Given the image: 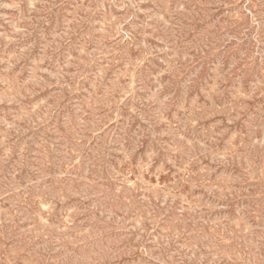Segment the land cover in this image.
Masks as SVG:
<instances>
[{"label": "rangeland", "instance_id": "rangeland-1", "mask_svg": "<svg viewBox=\"0 0 264 264\" xmlns=\"http://www.w3.org/2000/svg\"><path fill=\"white\" fill-rule=\"evenodd\" d=\"M35 1L0 0V264H264V0Z\"/></svg>", "mask_w": 264, "mask_h": 264}, {"label": "bare ground", "instance_id": "bare-ground-1", "mask_svg": "<svg viewBox=\"0 0 264 264\" xmlns=\"http://www.w3.org/2000/svg\"><path fill=\"white\" fill-rule=\"evenodd\" d=\"M34 1H35V0H34ZM89 1H90V0H89ZM92 1H93V0H92ZM109 1H110V0H109ZM109 1H108V2H109ZM168 1H169V0H168ZM18 2H19V1H18ZM35 2H36V1H35ZM39 2H40V1H39ZM75 2H76V1H75ZM87 2H88V1H87ZM104 2H105V1H104ZM104 2H102V4H103ZM106 2H107V1H106ZM108 2H107V4H108ZM135 2H136V1H135ZM164 2H165V1H164ZM169 2H170V1H169ZM15 3H17V2H15ZM15 3H14V4H15ZM73 3H74V2H73ZM77 3H78V1H77ZM81 3H82V2H81ZM83 3H84V2H83ZM90 3H91V2H90ZM90 3H89V4H90ZM111 3H112V2H111ZM251 3H252V2H251ZM33 4H34V2H33ZM78 4H79V3H78ZM102 4H101V5H102ZM167 4H168V3H167ZM169 4H170V3H169ZM87 5H88V4H87ZM94 5H95V4H94ZM104 5H105V4H104ZM35 6H36V5H35ZM112 6H113V5H112ZM165 6H167V5H165ZM168 6H170V5H168ZM18 7H19V6H18ZM79 7H80V6H79ZM79 7H78V8H79ZM81 7H82V6H81ZM91 7H92V6H91ZM108 7H109V6H108ZM75 8H76V7H75ZM78 8H77V10H78ZM82 8H83V7H82ZM86 8H87V7H86ZM109 8L111 9V6H110ZM112 8H114V7H112ZM166 8H167V7H166ZM91 9L93 10V8H91ZM91 9H90V10H91ZM99 9H100V8H99ZM239 9H241V8H239ZM239 9H238V10H239ZM80 10H82V9L80 8ZM114 10H115V9H114ZM67 11H68V10H67ZM75 11H76V9H75ZM240 11H242V10H240ZM250 11H251V10H250ZM69 12H70V11H69ZM72 12H73V11H72ZM76 12H77V11H76ZM169 12H170V11H169ZM104 13H105V12H104ZM23 14H24V13H23ZM67 14H68V13H67ZM81 14H82V13H81ZM254 14H255V13H254ZM21 15H22V14H21ZM24 15H25V14H24ZM77 15H78V14H77ZM118 15H120V14H118ZM105 16H106V15H105ZM115 16H116V15H115ZM242 16H243V14H242ZM20 17H21V16H19V18H20ZM21 18H23V16H22ZM71 18H72V17H71ZM108 18H109V17H108ZM115 18H116V17H115ZM80 19H81V18H80ZM82 19H83V18H82ZM164 19H165V18H164ZM26 20H27V19H26ZM72 20H73V19H72ZM74 20L77 21V19H74ZM113 20H114V19H113ZM242 20H243V19H242ZM244 20H245V19H244ZM244 20H243V21H244ZM19 21H20V20H19ZM78 21H79V20H78ZM105 21H106V20H105ZM119 21H120V19H119ZM235 21H236V20H235ZM237 21H238V20H237ZM20 22H21V21H20ZM20 22H19V23H20ZM69 22H70V21H69ZM72 22H73V21H72ZM114 22H115V21H114ZM226 22H228V21H226ZM12 23H13V22H12ZM14 23H15V22H14ZM102 23H103V22H102ZM102 23H101V24H102ZM104 23H105V22H104ZM116 23H117V22H116ZM26 24H27V23H26ZM67 24H68V22H67ZM111 24H112V22H111ZM226 24H227V23H226ZM29 25H30V24H29ZM99 25H100V24H99ZM104 25H105V24H104ZM119 25H120V24H119ZM122 25H123V24H122ZM133 26H134V25H133ZM15 27H16V26H15ZM15 27H14V28H15ZM27 27H28V25H27ZM68 27H70V25H69ZM135 27H136V26H135ZM23 28H24V27H23ZM4 29H5V28H4ZM12 29H13V25H12ZM24 29H25V28H24ZM71 29H72V27H71ZM103 29H104V28H103ZM26 30H27V29H26ZM26 30H25V31H26ZM68 30H70V29H68ZM130 30H132V29H130ZM13 31H15V30H13ZM16 31H17V29H16ZM20 31H21V30H20ZM98 31H99V30H98ZM116 31H117V30H116ZM10 32H11V30H10ZM67 32H68V31H67ZM105 32H106V31H105ZM112 32H113V31H112ZM133 32H134V31H133ZM14 33H15V32H14ZM19 33H20V32H19ZM21 33H22V32H21ZM23 33H24V32H23ZM68 33H69V32H68ZM115 33H116V32H115ZM125 33H126V32H125ZM134 33H135V32H134ZM139 33H140V32H139ZM15 34H16V33H15ZM100 34H101V33H100ZM106 34H108V32H107ZM143 34H144V33H143ZM5 35H6V34H5ZM10 35H11V34H10ZM86 35H87V34H86ZM88 35H89V33H88ZM101 35H102V34H101ZM112 35H113V34H112ZM120 35H121V34H120ZM133 35H134V34H133ZM118 36H119V34H118ZM127 36H128V35H127ZM90 37H91V36H90ZM101 37H103V36H101ZM104 37H105V36H104ZM116 37H117V36H116ZM119 37H120V36H119ZM134 37H135V36H134ZM175 37H176V36H175ZM11 38H12V37H11ZM85 38H86V37H85ZM5 39H6V38H5ZM7 39H9V38H7ZM88 39H89V38H88ZM88 39H85V40H88ZM95 39H96V38H95ZM100 39H101V38H100ZM107 39H108V38H107ZM121 39H122V37H121ZM174 39H175V41H176V38H174ZM85 40H84V41H85ZM103 40H104V39H103ZM7 41H8V40H7ZM11 41H12V39H11ZM47 41H48V40H47ZM93 41H94V40H93ZM108 41H109V40H108ZM116 41H117V40H116ZM123 41H124V39H123ZM100 42H101V41H100ZM137 42H139V41H137ZM207 42H208V41H207ZM47 43H48V42H47ZM82 43H83V42H82ZM82 43H81V44H82ZM113 43H114V42H113ZM113 43H111V46H112ZM117 43H119V42H117ZM187 43H188V42H187ZM85 44H86V43H85ZM180 44H181V43H180ZM180 44H179V45H180ZM49 45H50V44H49ZM88 45H89V44H88ZM104 45H105V44H104ZM44 46H45V45H44ZM46 46H48V45H46ZM46 46H45V48H46ZM95 46H96V45H95ZM102 46H103V45H102ZM106 46H107V45H106ZM109 46H110V44H109ZM176 46H177V45H176ZM84 47H85V46H84ZM99 47H100V46H99ZM78 48H79V47H78ZM81 48H82V47H81ZM81 48H80V50H81ZM128 48H129V46H128ZM209 48H210V46H209ZM46 49H47V48H46ZM76 49H77V48H76ZM170 49H172V48H170ZM175 49H176V48H175ZM200 49H201V48H200ZM218 49H219V48H218ZM5 50H6V49H5ZM101 50H102V49H101ZM128 50L130 51V49H128ZM173 50H174V49H173ZM44 51H46V50H43V52H44ZM87 51H88V50H87ZM89 51H90V50H89ZM129 51H128V52H129ZM215 51H216V50H215ZM218 51H219V50H218ZM69 52H70V51H69ZM75 52H76V51H75ZM99 52H100V51H99ZM101 52H102V51H101ZM203 52H204V51H203ZM206 52H207V51H206ZM213 52H214V51H213ZM213 52H212V53H213ZM8 53H9V52H8ZM8 53H7V54H8ZM44 53H45V52H44ZM78 53H79V52H78ZM82 53H84V51H83ZM90 53H91V51H90ZM175 53H176V51H175ZM177 53H178V52H177ZM214 53H215V52H214ZM217 53H218V52H217ZM9 54H10V53H9ZM202 54H203V53H202ZM225 54H226V53H225ZM12 55H13V54H12ZM42 55H43V54H42ZM126 55H127V54H126ZM128 55H129V54H128ZM132 55H133V54H132ZM150 55H151V54H150ZM150 55H149V56H150ZM152 55H153V54H152ZM176 55H177V54H176ZM183 55H184V54H183ZM200 55H201V54H200ZM222 55H223V54H222ZM79 56H81V55H79ZM86 56H87V55H86ZM96 56H97V55H96ZM129 56H130V55H129ZM139 56H140V55H139ZM169 56H170V55H169ZM173 56H174V55H173ZM184 56H186V55H184ZM196 56H197V55H196ZM198 56H199V55H198ZM216 56H217V55H216ZM225 56H226V55H225ZM46 57H47V56H46ZM70 57H71V56H70ZM82 57H83V56H82ZM120 57H121V56H120ZM134 57H135V56H134ZM214 57H215V56H214ZM3 58H4V57H3ZM12 58H13V56H12ZM67 58H68V57H67ZM73 58H74V57H73ZM73 58H72V59H73ZM216 58H217V57H216ZM6 59H7V58H6ZM76 59H77V58H76ZM84 59H85V58H84ZM100 59H101V58H100ZM166 59H167V58H166ZM249 59H250V57H249ZM34 60H36V59H34ZM68 60H69V59H68ZM70 60H71V59H70ZM74 60H75V59H74ZM82 60H83V59H82ZM82 60H81V61H82ZM119 60H120V59H119ZM125 60H127V59H125ZM170 60H171V59H170ZM202 60H203V59H202ZM204 60H205V59H204ZM220 60H221V59H220ZM224 60H225V59H224ZM5 61H6V60H5ZM7 61H8V60H7ZM14 61H15V60H14ZM37 61H38V60H37ZM40 61H41V60H40ZM218 61H219V60H218ZM218 61H217V62H218ZM68 62H69V61H68ZM82 62H84V61H82ZM101 62H102V61H101ZM129 62H130V61H129ZM131 62H132V61H131ZM151 62H152V60H151ZM177 62H178V61H177ZM177 62H176V63H177ZM181 62H182V61H181ZM199 62H200V61H199ZM202 62H203V61H202ZM231 62H232V61H231ZM34 63H35V62H34ZM70 63H71V62H70ZM85 63H86V62H85ZM124 63H125V62H124ZM168 63H169V61H168ZM233 63L235 64V62H233ZM252 63H253V62H252ZM252 63L250 62V64H252ZM9 64H10V63H9ZM36 64H37V63H36ZM66 64H67V63H66ZM80 64H81V63H80ZM98 64H99V63H98ZM135 64H136V63H135ZM220 64H221V63H220ZM236 64H237V63H236ZM81 65H82V64H81ZM83 65H84V64H83ZM108 65H109V64H108ZM130 65H131V63H130ZM132 65H133V64H132ZM149 65H150V64H149ZM168 65H169V64H168ZM177 65H178V64H177ZM218 65H219V63H218ZM34 66H35V65H34ZM58 66H59V65H58ZM123 66H124V65H123ZM134 66H135V65H134ZM141 66H142V65H141ZM151 66H152V65H151ZM166 66H167V65H166ZM241 66H242V65H241ZM8 67H9V66H8ZM85 67H86V66H85ZM109 67H110V66H109ZM109 67H108V68H109ZM39 68H40V67H39ZM61 68H62V67H61ZM98 68H99V67H98ZM128 68H129V67H128ZM146 68H147V67H146ZM148 68H149V67H148ZM169 68H170V67H169ZM177 68H178V67H177ZM190 68H191V67H190ZM231 68H232V67H231ZM239 68H240V66H239ZM40 69H41V68H40ZM76 69H77V68H76ZM81 69H82V68H81ZM83 69H84V68H83ZM109 69H110V68H109ZM125 69H126V68H125ZM171 69H172V68H171ZM175 69H176V68H174V70H175ZM215 69H216V68H215ZM220 69H221V68H220ZM32 70H33V69H32ZM128 70H129V69H128ZM141 70H142V69H141ZM141 70H140V71H141ZM172 70H173V69H172ZM174 70H173V71H174ZM245 70H246V69H245ZM40 71H41V70H40ZM115 71H116V70H115ZM121 71H122V70H121ZM162 71H163V70H162ZM165 71H166V70H165ZM214 71H215V70H214ZM225 71H226V70H225ZM56 72H57V71H56ZM99 72H101V71H99ZM122 72H123V71H122ZM141 72H142V71H141ZM141 72H139V73H141ZM171 72H172V71H171ZM7 73H9V72H7ZM101 73H102V72H101ZM101 73H99V74H101ZM103 73H104V72H103ZM117 73H118V72H117ZM144 73H145V72H144ZM159 73H160V72H159ZM159 73H158V74H159ZM174 73H176V72L174 71ZM178 73H179V72H178ZM32 74H33V73H32ZM59 74H60V72H59ZM94 74H95V73H94ZM96 74H97V73H96ZM113 74H114V73H113ZM142 74H143V73H142ZM146 74H147V73H146ZM87 75H88V74H87ZM115 75H116V74H115ZM120 75H121V74H120ZM139 75H140V74H139ZM175 75H177V74H175ZM221 75H223V74H221ZM224 75H225V74H224ZM10 76H11V75H10ZM10 76H9V77H10ZM14 76H15V75H14ZM95 76H96V75H95ZM124 76H125V75H124ZM150 76H151V75H150ZM150 76H149V77H150ZM155 76H156V75H155ZM218 76H219V75H218ZM225 76H226V75H225ZM7 77H8V75H7ZM34 77H35V76H34ZM34 77H33V78H34ZM41 77H42V76H41ZM91 77H92V76H91ZM104 77H105V76H104ZM104 77H102V78H104ZM142 77H145V76L142 75ZM221 77H222V76H221ZM5 78H6V77H5ZM14 78H15V77H14ZM39 78H40V77H39ZM92 78H93V77H92ZM113 78H114V77H113ZM153 78H154V77H153ZM161 78H162V77H161ZM229 78H230V77H229ZM20 79H21V78H20ZM31 79H32V78H31ZM31 79H30V81H31ZM89 79H91V78H89ZM96 79H97V78H96ZM111 79H112V78H111ZM139 79H140V78H139ZM156 79H157V78H156ZM174 79H175V78H174ZM115 80H116V79H115ZM157 80H158V79H157ZM170 80H171V79H170ZM179 80H180V79H179ZM195 80H196V79H195ZM6 81H7V80H6ZM6 81H5V82H6ZM91 81H92V80H91ZM96 81H97V80H96ZM101 81H103V80H101ZM101 81H100V82H101ZM104 81H105V80H104ZM112 81H113V80H112ZM166 81H167V80H166ZM174 81H175V80H174ZM180 81H181V80H180ZM7 82H8V81H7ZM34 82H35V81H34ZM39 82H40V80H39ZM98 82H99V81H98ZM119 82H120V81H119ZM119 82H118V83H119ZM130 82H131V81H130ZM151 82H152V81H151ZM154 82H156V80H155ZM175 82H176V81H175ZM192 82H193V81H192ZM192 82H191V83H192ZM28 83H29V82H28ZM28 83H26V84H28ZM89 83H91V82H89ZM95 83H96V82H95ZM95 83H94V84H95ZM107 83H108V82H107ZM118 83H117V84H118ZM138 83H139V82H138ZM143 83H144V82H143ZM194 83H196V82L194 81ZM11 84H12V83H11ZM18 84H19V82H18ZM103 84H105V83H103ZM121 84H122V82H121ZM150 84H151V83H150ZM164 84H165V83H164ZM240 84H241V83H240ZM9 85H10V84H9ZM14 85H15V84H14ZM114 85H115V82H114ZM118 85H119V84H118ZM126 85H127V84H126ZM148 85H149V84H148ZM148 85H147V86H148ZM168 85H169V83H168ZM204 85H205V84H204ZM23 86L25 87V85H23ZM112 86H113V83H112ZM116 86H117V85H116ZM122 86H123V85H122ZM124 86H125V85H124ZM147 86L145 85V87H147ZM155 86H156V85H155ZM258 86H259V85H258ZM258 86H257V87H258ZM19 87H20V86H19ZM28 87H29V86H28ZM88 87H89V86H88ZM91 87H92V86H91ZM106 87H107V86H106ZM106 87H105V88H106ZM143 87H144V85H143ZM148 87H149V86H148ZM158 87H159V86H158ZM158 87H157V88H158ZM175 87H176V86H175ZM20 88H21V87H20ZM20 88H18V89H20ZM72 88H73V87H72ZM74 88H75V87H74ZM74 88H73V89H74ZM80 88H81V87H80ZM111 88H112V87H111ZM116 88H119V86L116 87ZM121 88H122V87H121ZM131 88H132V87H131ZM153 88H154V87H153ZM162 88H163V86H162ZM164 88H165V87H164ZM176 88H177V87H176ZM95 89H96V88H95ZM123 89H124V87H123ZM148 89H149V88H148ZM107 90H108V89H107ZM109 90H111V89H109ZM113 90H114V89H113ZM154 90H155V89H154ZM157 90H159V89H157ZM164 90H165V89H164ZM79 91H80V90H79ZM87 91H88V90H87ZM96 91H97V90H96ZM129 91H131V89H130ZM151 91H152V88H151ZM5 92H6V91H5ZM92 92H93V91H92ZM174 92H176V91H174ZM26 93H27V92H26ZM86 93H87V92H86ZM111 93H112V92H111ZM152 93H154V92H152ZM21 94H22V93H21ZM98 94H99V93H98ZM137 94H138V93H137ZM176 94H177V93H176ZM22 95H24V94H22ZM101 95H103V94H101ZM104 95H105V94H104ZM112 95H113V94H112ZM148 95H149V94H148ZM180 95H181V94H180ZM182 95H183V94H182ZM184 95H185V94H184ZM241 95H242V94H241ZM105 96H108V95H105ZM159 96H160V94H159ZM10 97H11V96H10ZM15 97H16V96H15ZM77 97H78V96H77ZM89 97H91V96H89ZM92 97H93V96H92ZM92 97H91V98H92ZM94 97H95V96H94ZM103 97H104V96H103ZM123 97H124V96H123ZM129 97H130V96H129ZM163 97H164V96H163ZM166 97H167V96H166ZM206 97H207V95H206ZM211 97H212V96H211ZM23 98H24V97H23ZM130 98H131V97H130ZM135 98H136V97H135ZM153 98H154V97H153ZM156 98H157V97H156ZM170 98H172V97H170ZM88 99H89V98H88ZM99 99H100V97H99ZM128 99H129V98H128ZM150 99H152V98H150ZM158 99H159V97H158ZM162 99H163V98H162ZM197 99H199V98H197ZM11 100H12V99H11ZM16 100H17V99H16ZM78 100H79V99H78ZM80 100H81V99H80ZM94 100H95V99H94ZM96 100H97V99H96ZM105 100H106V99H105ZM108 100H109V99H108ZM126 100H127V99H126ZM130 100H131V99H130ZM213 100H214V99H213ZM12 101H13V100H12ZM17 101H19V100H17ZM21 101H22V100H21ZM101 101H102V100H101ZM136 101H137V99H136ZM177 101H178V100H177ZM197 101H198V100H197ZM211 101H212V100H211ZM214 101H215V100H214ZM42 102H43V100H42ZM84 102H85V100H84ZM86 102H87V101H86ZM107 102H108V101H106V103H107ZM116 102H117V99H116ZM148 102H149V101H148ZM148 102H147V103H148ZM159 102H160V101H159ZM89 103H90V102H89ZM100 103H101V102H100ZM111 103H112V102H111ZM161 103H162V102H161ZM164 103H165V102H164ZM38 104H39V103H38ZM45 104H46V103H45ZM77 104H78V103H77ZM86 104H87V103H86ZM103 104H104V103H103ZM109 104H110V103H109ZM114 104H115V103H114ZM152 104H153V103H152ZM165 104H166V103H165ZM176 104H177V103H176ZM176 104H175V105H176ZM89 105H90V104H89ZM96 105H97V104H96ZM159 105H160V103H159ZM189 105H190V104H189ZM212 105H213V104H212ZM24 106H25V105H24ZM32 106H33V105H32ZM76 106H77V105H76ZM78 106H79V105H78ZM178 106H179V105H178ZM201 106H202V105H201ZM205 106H206V105H205ZM215 106H216V105H215ZM33 107H34V106H33ZM38 107H39V106H38ZM83 107H84V105H83ZM94 107H95V105H94ZM160 107H161V105H160ZM168 107H169V106H168ZM209 107H210V106H209ZM209 107H208V108H209ZM88 108H89V107H88ZM97 108H100V106L97 107ZM133 108H134V107H133ZM151 108H152V107H151ZM163 108H164V107H163ZM179 108H180V106H179ZM210 108H211V107H210ZM32 109H34V108H32ZM35 109H36V108H35ZM40 109H41V108H40ZM77 109H78V108H77ZM82 109H83V108H82ZM89 109H90V108H89ZM101 109H102V108H101ZM122 109H123V108H122ZM158 109H159V108H158ZM174 109H175V108H174ZM192 109H193V107H192ZM206 109H207V108H206ZM206 109H205V110H206ZM211 109H212V108H211ZM30 110H31V109H30ZM91 110H92V109H91ZM95 110H96V109H95ZM98 110H99V109H98ZM109 110H110V109H109ZM137 110H138V109H137ZM164 110H165V109H164ZM183 110H184V109H183ZM195 110H196V109H195ZM207 110H208V109H207ZM36 111H37V110H36ZM36 111L33 110L32 112H36ZM80 111H81V110H80ZM83 111H86V110H83ZM115 111H116V110H115ZM149 111H150V110H149ZM159 111H160V110H159ZM193 111H194V110H193ZM203 111H204V110H203ZM218 111H219V110H218ZM221 111H222V110H221ZM20 112H21V111H20ZM70 112H71V111H70ZM129 112H130V111H129ZM155 112H156V111H155ZM201 112H202V111H201ZM204 112H205V111H204ZM213 112H214V111H213ZM85 113H86V112H85ZM88 113L90 114L91 112H88ZM132 113H133V112H132ZM138 113H139V112H138ZM148 113H149V112H148ZM148 113H147V114H148ZM159 113H160V112H159ZM162 113H163V112H162ZM205 113H207V111H206ZM211 113H212V112H211ZM221 113H222V112H221ZM24 114H25V113H24ZM29 114H30V113H29ZM29 114H28V115H29ZM77 114H78V113H77ZM96 114H97V113H96ZM107 114H108V112H107ZM141 114H142V113H141ZM160 114H161V113H160ZM183 114H184V113H183ZM209 114H210V113H209ZM218 114H220V113L218 112ZM20 115H21V114H20ZM38 115H41V114H38ZM81 115H82V114H81ZM83 115H84V114H83ZM131 115H132V114H131ZM173 115H175V113H174ZM194 115H195V114H194ZM210 115H211V114H210ZM25 116H26V115H25ZM67 116H68V115H67ZM77 116H78V115H77ZM94 116H95V115H93L92 117H94ZM109 116H110V115H108L107 117H109ZM141 116H142V115H141ZM141 116H140V117H141ZM183 116H184V115H183ZM196 116H197V115H196ZM22 117H24V116H22ZM30 117H31V116H30ZM40 117H42V116H40ZM75 117H76V116H75ZM78 117H79V116H78ZM143 117H144V116H143ZM145 117H146V116H145ZM153 117H154V116H153ZM157 117H158V116H157ZM159 117H160V116H159ZM190 117H191V116H190ZM192 117H193V116H192ZM19 118H20V116H19ZM70 118H71V117H70ZM76 118H77V117H76ZM127 118H128V117H127ZM130 118H131V117H130ZM155 118H156V117H155ZM166 118H167V117H166ZM182 118H183V117H182ZM182 118H180V119H182ZM185 118H186V116H185ZM187 118H188V117H187ZM193 118H194V117H193ZM204 118H205V117H204ZM208 118H209V117H208ZM41 119H42V118H41ZM92 119H93V118H92ZM107 119H110V118H106V120H107ZM124 119H125V118H123V120H124ZM128 119H129V118H128ZM141 119H143V118H141ZM151 119H152V118H151ZM195 119H196V118H195ZM19 120H20V119H19ZM67 120H68V119H67ZM72 120H73V119H72ZM75 120H76V119H75ZM81 120H82V119H81ZM85 120H86V119H85ZM94 120H95V119H94ZM100 120H101V119H100ZM132 120H133V118H132ZM146 120L148 121V119H146ZM156 120H157V119H156ZM261 120H262V119H261ZM69 121H70V119H69ZM69 121H66V123L69 122ZM76 121H77V120H76ZM127 121H129V120H127ZM147 121H146V122H147ZM149 121H150V120H149ZM190 121H191V120H190ZM78 122H79V121H78ZM84 122H85V121H84ZM86 122H87V120H86ZM86 122H85V123H86ZM90 122H91V121H90ZM158 122H159V121H158ZM185 122H186V121H185ZM104 123H105V122H104ZM119 123H120V122H119ZM179 123H180V122H179ZM188 123H189V122H188ZM213 123H214V122H213ZM213 123H212V124H213ZM258 123H259V122H258ZM74 124H75V123H74ZM74 124H73V125H74ZM87 124H88V123H87ZM93 124H94V123H93ZM105 124H106V123H105ZM128 124H129V123H128ZM128 124H127V125H128ZM131 124H132V123H131ZM12 125H13V124H12ZM95 125H96V124H95ZM95 125H94V127H95ZM123 125H125V124L123 123ZM123 125H122V126H123ZM153 125H154V124H153ZM190 125H191V124H190ZM255 125H256V124H255ZM260 125H261V124H260ZM77 126H78V125H77ZM83 126H84V125H83ZM89 126H90V124H89ZM92 126H93V125H92ZM96 126H97V125H96ZM150 126H151V124H150ZM178 126H179V125H178ZM198 126H199V125H198ZM67 127H68V126H67ZM69 127H70V126H69ZM73 127H74V126H73ZM129 127H130V126H129ZM143 127H145V126H143ZM80 128H81V127H80ZM124 128H125L124 131H126V127H124ZM141 128H142V127H141ZM152 128H153V127H152ZM171 128H172V127L170 126V129H171ZM72 129H73V128H72ZM78 129H79V128H78ZM78 129H77V130H78ZM83 129H84V128H81V130H83ZM88 129H92L91 126H90V128H88ZM119 129H120V127H119ZM137 129H138V128H137ZM145 129H146V127H145ZM153 129H154V128H153ZM181 129H182V127H181ZM192 129H193V128H192ZM212 129H213V128H212ZM258 129H259V128H258ZM261 129H262V128H261ZM261 129H260V130H261ZM69 130H70V129H69ZM86 130H87V127H86ZM86 130H85V131H86ZM107 130H108V129H107ZM121 130H122V129H121ZM127 130H129V129H127ZM139 130H140V129H139ZM139 130H138V131H139ZM176 130H177V129H176ZM202 130H203V129H202ZM66 131H67V129H66ZM78 131H79V130H78ZM78 131H77V132H78ZM119 131H120V130H119ZM129 131H130V130H129ZM187 131H188V130H187ZM192 131H193V130H192ZM200 131H201V130H200ZM200 131H199V132H200ZM213 131H214V130H213ZM61 132H63V131H61ZM72 132H73V131H72ZM107 132H108V131H107ZM116 132H117V131H116ZM116 132H115V133H116ZM141 132H143V130H142ZM145 132H146V131H145ZM153 132H154V131H153ZM209 132H210V130H209ZM65 133H66V132H65ZM73 133H74V132H73ZM109 133H110V132H109ZM118 133H119V132H118ZM124 133H126V132H124ZM136 133H138V132H136ZM195 133H196V132H195ZM197 133H198V132H197ZM197 133H196V134H197ZM212 133H213V132H212ZM214 133H215V132H214ZM5 134H6V133H5ZM70 134H71V133H70ZM103 134H104V133H103ZM107 134H108V133H107ZM132 134H133V133H132ZM140 134H141V133H140ZM180 134H181V133H180ZM189 134H190V133H189ZM8 135H9V134H8ZM78 135H79V134H78ZM78 135H77V136H78ZM80 135H81V134H80ZM99 135H100V134H99ZM124 135H125V134H124ZM133 135H134V134H133ZM193 135H194V134H193ZM197 135H198V134H197ZM207 135H208V134H207ZM209 135H210V133H209ZM243 135H244V134H243ZM243 135H242V136H243ZM73 136H74V134H73ZM82 136H83V135H82ZM107 136H110V134L107 135ZM142 136H143V135H142ZM173 136H174V135H173ZM178 136H179V135H178ZM201 136H202V135H201ZM204 136H205V135H204ZM263 136H264V135H263ZM1 137H2V136H1ZM8 137H9V136H8ZM75 137H76V136H75ZM79 137H80V136H79ZM89 137H90V136H89ZM99 137H100V136H99ZM101 137H102V136H101ZM118 137H119V136H118ZM122 137H123V136H122ZM199 137H200V135H199ZM64 138H65V136H64ZM130 138H132V137H130ZM145 138H146V137H145ZM173 138H174V137H173ZM202 138H203V137H202ZM206 138H208V137H206ZM243 138H244V137H243ZM249 138H250V137H249ZM262 138H263V137H262ZM97 139H98V138H97ZM99 139H100V138H99ZM104 139H105V138H104ZM117 139H118V138H116V140H117ZM126 139H127V138H126ZM151 139H152V138H151ZM186 139H187V137H186ZM211 139H212V138H211ZM215 139H216V138H215ZM255 139H256V138H255ZM257 139H259V138H257ZM66 140H68V139H66ZM66 140H65V142H66ZM70 140H71V138H70ZM74 140H75V139H74ZM213 140H214V139H213ZM261 140H262V139H261ZM4 141H5V139H4ZM71 141H72V140H71ZM83 141H84V140H83ZM83 141H82V142H83ZM118 141H119V140H118ZM118 141H115V142H118ZM125 141H126V140H125ZM186 141H187V143H188V139H187ZM205 141H207V140H205ZM252 141H253V140H252ZM8 142H9V141H8ZM84 142H85V141H84ZM87 142H88V141H87ZM111 142H112V141H111ZM139 142H141V141H139ZM139 142H138V143H139ZM150 142H151V141H150ZM160 142H161V140H160ZM258 142H259V141H258ZM258 142H257V144H258ZM4 143H5V142H4ZM46 143H47V142H46ZM113 143H114V142H113ZM174 143H175V142H174ZM189 143H190V142H189ZM195 143H196V141H195ZM198 143H199V142H198ZM255 143H256V142H255ZM262 143H263V142H262ZM6 144H7V143H6ZM42 144H43V143H42ZM49 144H50V143H49ZM67 144H68V143H67ZM78 144H79V143H78ZM78 144H77V145H78ZM82 144H83V143H82ZM84 144H85V143H84ZM86 144H87V143H86ZM93 144H94V143H93ZM101 144H102V143H101ZM108 144H109V143H108ZM115 144H116V143H115ZM124 144H125V143H124ZM151 144H152V143H151ZM179 144H180V143H179ZM191 144H192V143H191ZM191 144H190V145H191ZM201 144H202V143H201ZM231 144H232V143H231ZM8 145H9V143H8ZM43 145H46V144H43ZM71 145H72V144H71ZM111 145H113V144H111ZM148 145H150V144H148ZM163 145H164V144H163ZM165 145H168V144H165ZM195 145H197V144H195ZM202 145H203V144H202ZM206 145H207V144H206ZM243 145H245V143H244ZM251 145H252V144H251ZM254 145H256V144H254ZM64 146H65V145H64ZM67 146H68V145H67ZM67 146H66V147H67ZM72 146H73V145H72ZM79 146H80V145H79ZM82 146H83V145H82ZM101 146H102V145H101ZM117 146H118V145H117ZM121 146H122V145H121ZM176 146H177V145H176ZM193 146H194V145H193ZM208 146H209V145H208ZM245 146H246V145H245ZM43 147H44V146H43ZM46 147H47V145H46ZM75 147H76V146H75ZM97 147H98V146H97ZM103 147H104V146H103ZM141 147H142V145H141ZM156 147H157V146H156ZM217 147H218V146H217ZM231 147H232V146H231ZM11 148H12V147H11ZM76 148H77V147H76ZM88 148H89V147H88ZM118 148H119V147H118ZM131 148H132V147H131ZM133 148H134V147H133ZM137 148H138V147H137ZM137 148H136V149H137ZM153 148H154V147H153ZM158 148H159V147H158ZM204 148H205V147H204ZM227 148H228V147H227ZM246 148H247V147H246ZM13 149H14V147H13ZM13 149H12V150H13ZM22 149H23V148H22ZM25 149H26V148H25ZM46 149H47V148H46ZM48 149H49V148H48ZM63 149H64V147H63ZM80 149H82V148H80ZM104 149H105V148H104ZM104 149H103V150H104ZM192 149H193V148H192ZM199 149H200V148H199ZM211 149H212V148H211ZM65 150H67V149H65ZM65 150H64V152H65ZM74 150H75V148H74ZM116 150H117V149H116ZM133 150H134V149H133ZM151 150H152V149H151ZM156 150H157V148H156ZM159 150H160V149H159ZM159 150H158V151H159ZM197 150H198V148H197ZM200 150H201V149H200ZM222 150H223V149H222ZM244 150H246V149H244ZM263 150H264V149H263ZM2 151H3V150H2ZM49 151H50V150H49ZM82 151H84V150H82ZM99 151H100V150H99ZM195 151H196V149H195ZM207 151H209V150H207ZM258 151H259V150H257V152H258ZM42 152H43V151H42ZM44 152H45V151H44ZM101 152H102V151H101ZM119 152H120V151H119ZM188 152H189V151H188ZM190 152H191V151H190ZM11 153H12V152H11ZM46 153H47V152H46ZM72 153H73V152H72ZM92 153H95V152H92ZM145 153H146V152H145ZM167 153H168V152H167ZM200 153H201V152H200ZM244 153H245V152H244ZM244 153H243V154H244ZM48 154H49V153H47V155H48ZM63 154H64V153H63ZM78 154H79V153H78ZM85 154H86V156H87V153H85ZM124 154H126V153H124ZM161 154H162V153H161ZM183 154H184V153H183ZM195 154H196V153H195ZM251 154H253V153H251ZM262 154H263V152H262ZM93 155H94V154H93ZM106 155H107V154H106ZM157 155H158V154H157ZM185 155H186V154H185ZM201 155H202V154H201ZM241 155H242V154H241ZM254 155H255V154H254ZM259 155H260V154H259ZM63 156H64V155H63ZM101 156H102V154H101ZM101 156H100V157H101ZM103 156H104V155H103ZM139 156H140V154H139ZM192 156H193V155H192ZM196 156H197V154H196ZM213 156H214V155H213ZM224 156H225V155H224ZM224 156H223V157H224ZM256 156H257V155H256ZM256 156H255V158H256ZM6 157H7V155H6ZM44 157H45V155H44ZM60 157H61V156H60ZM66 157H67V156H66ZM70 157H71V156H70ZM76 157H77V156H76ZM84 157H85V156H84ZM98 157H99V156H98ZM100 157H99V158H100ZM146 157H147V156H146ZM188 157H189V155H188ZM190 157H191V156H190ZM231 157H233V156L231 155ZM7 158H8V157H7ZM73 158H74V157H73ZM91 158H93V157H91ZM184 158H186V157H184ZM195 158H196V157H195ZM226 158H227V157H226ZM64 159H65V158H64ZM237 159H238V158H237ZM259 159H260V157H259ZM62 160H63V159H62ZM4 161H5V160H4ZM41 161H42V160H41ZM41 161H40V162H41ZM68 161H69V160H68ZM68 161H67V162H68ZM72 161H73V159H72ZM98 161H99V160H98ZM108 161H109V160H108ZM181 161H182V160H181ZM184 161H185V160H184ZM187 161H188V160H187ZM187 161H186V162H187ZM201 161H202V160H201ZM222 161H223V160H222ZM230 161H232V160H230ZM233 161H234V160H233ZM240 161H241V160H240ZM20 162H21V161H20ZM43 162H44V161H43ZM45 162H46V161H45ZM48 162H50V161H48ZM64 162H65V160H64ZM69 162H70V161H69ZM188 162H189V161H188ZM4 163H5V162H4ZM59 163H60V161H59ZM73 163H74V162H73ZM73 163H72V164H73ZM96 163H97V162H96ZM96 163H95V164H96ZM168 163H169V161H168ZM198 163H199V162H198ZM247 163H248V162H247ZM259 163H260V162H259ZM2 164H3V163H2ZM22 164H23V163H22ZM48 164H50V163H48ZM63 164H64V163H63ZM70 164H71V162H70ZM107 164H108V163H107ZM183 164H184V163H183ZM238 164H239V163H238ZM42 165L44 166V164H42ZM83 165H84V164H83ZM83 165H82V166H83ZM247 165H248V164H247ZM4 166H5V165H4ZM17 166H18V165H17ZM19 166H20V165H19ZM43 166H42V168H43ZM48 166H49V165H48ZM48 166H47V167H48ZM58 166H59V165H58ZM62 166H63V165H62ZM77 166H78V165H77ZM88 166H89V165H88ZM173 166H174V165H173ZM5 167H6V166H5ZM60 167H61V166H60ZM48 168H49V167H48ZM77 168H78V167H77ZM102 168H103V167H102ZM109 168H110V167H109ZM2 169H3V168H2ZM38 169H39V168H38ZM53 169H54V168H53ZM81 169H82V168H81ZM111 169H113V166H112ZM0 170H1V169H0ZM17 170H18V169H17ZM61 170H62V169H61ZM70 170H71V169H70ZM70 170H69V171H70ZM83 170H84V167H83ZM85 170H87V168H86ZM91 170H92V169H91ZM14 171H15V170H14ZM44 171H46V169H45ZM48 171H49V170H48ZM76 171H77V170H76ZM87 171H88V170H87ZM101 171H102V170H101ZM115 171H116V170H115ZM2 172H3V171H2ZM41 172H42V171H41ZM50 172H51V171H50ZM66 172H67V171H66ZM93 172H94V171H93ZM3 173H4V172H3ZM6 173H7V172H6ZM14 173H15V172H14ZM77 173H78V172H77ZM90 173H91V172H90ZM103 173H105V172H103ZM107 173H108V172H107ZM199 173H200V172H199ZM248 173H249V172H248ZM1 174H2V173H1ZM46 174H47V173H46ZM58 174H59V173H58ZM85 174H86V173H85ZM99 174H101V173H99ZM110 174H111V172H110ZM203 174H204V173H203ZM203 174H201V175H203ZM13 175H14V174H13ZM13 175H12V176H13ZM53 175H54V174H53ZM56 175H57V174H56ZM63 175H65V174H63ZM68 175H69V174H68ZM75 175H76V174H75ZM133 175H134V174H133ZM135 175H136V174H135ZM256 175H257V174H256ZM258 175H259V174H258ZM4 176H5V175H4ZM15 176H16V175H15ZM61 176H62V175H60V178H61ZM73 176H74V175H73ZM124 176H125V175H124ZM9 177H11V176H9ZM35 177H37V176H35ZM44 177H46V176L44 175ZM44 177H43V178H44ZM76 177H77V176H76ZM76 177H74V178L76 179ZM101 177H102V176H101ZM189 177H190V176H189ZM197 177H198V176H197ZM253 177H254V176H253ZM258 177H259V176H258ZM1 178H2V177H1ZM1 178H0V179H1ZM20 178H21V177H20ZM64 178H65V177H64ZM67 178H68V177H67ZM80 178H81V177H80ZM86 178H87V177H86ZM121 178L123 179V177H121ZM126 178H127V177H126ZM220 178H221V177H220ZM248 178H249V177H248ZM261 178H262V177H261ZM24 179H25V178H24ZM36 179H38V178H36ZM45 179H47V178H45ZM55 179H56V178H55ZM81 179H82V178H81ZM118 179H119V178H118ZM179 179H180V178H179ZM191 179H192V178H191ZM221 179H222V178H221ZM2 180H3V178H2ZM4 180H5V179H4ZM38 180H39V179H38ZM42 180H43V179H42ZM48 180H49V179H48ZM53 180H54V179H53ZM58 180H59V179H58ZM58 180H57V181H58ZM63 180H64V179H63ZM69 180L71 181L70 178H69ZM78 180H79V179H78ZM78 180H77V181H78ZM98 180H100V178H99ZM106 180H107V179H106ZM119 180H120V179H119ZM123 180H124V179H123ZM126 180H128V179H126ZM126 180H125V181H126ZM192 180H193V179H192ZM7 181H8V179H7ZM16 181H17V180H16ZM26 181H28V180H26ZM34 181H35V180H34ZM46 181H47V180H46ZM75 181H76V180H75ZM81 181H82V180H81ZM130 181H131V180H130ZM176 181H177V179H176ZM193 181H194V180H193ZM14 182H15V181H14ZM22 182H23V181H22ZM29 182H30V181H29ZM79 182H80V181H79ZM109 182H110V181H109ZM115 182H116V181H115ZM132 182H134V181H132ZM178 182H179V181H178ZM178 182H177V183H178ZM182 182H183V181H182ZM220 182H221V181H220ZM36 183H38V182H36ZM50 183H51V182H50ZM65 183H66V182H65ZM67 183H68V179H67ZM72 183H73V182H72ZM82 183H83V182H82ZM82 183H80V184H82ZM86 183H87V182H86ZM98 183H99V182H98ZM110 183H111V182H110ZM218 183H219V182H218ZM2 184H3V183H2ZM43 184L45 185V183H43ZM61 184H62V183H61ZM95 184H96V183H94V185H95ZM114 184H115V183H114ZM134 184H135V183H134ZM26 185H27V184H26ZM36 185H37V184H36ZM109 185H111V184H109ZM175 185H176V184H175ZM216 185H217V184H216ZM258 185H260V184H258ZM14 186H15V185H14ZM19 186H20V185H19ZM21 186L24 187V185H22V184H21ZM27 186H28V185H27ZM33 186L35 187L34 184H33ZM53 186H54V184H53ZM63 186H64V185H63ZM65 186H66V185H65ZM75 186H76V185H75ZM83 186H84V184H83ZM91 186H92V185H91ZM105 186H106V185H105ZM116 186H118V185H116ZM123 186H124V185H123ZM135 186H136V185H135ZM194 186H195V185H194ZM219 186H220V185H219ZM0 187H1V186H0ZM44 187H46V186H44ZM68 187H70V186L68 185ZM72 187H73V184H72ZM88 187H89V186H88ZM93 187H94V186H93ZM119 187H120V186H119ZM127 187H128V186H127ZM166 187H167V186H166ZM168 187H169V186H168ZM196 187H197V185H196ZM200 187H201V186H200ZM208 187H209V186H208ZM263 187H264V185H263ZM59 188H60V186H59ZM59 188H57V189H59ZM80 188H81V187H80ZM94 188H95V187H94ZM104 188H105V187H104ZM114 188H115V187H114ZM124 188H125V187H124ZM176 188H177V187H176ZM210 188H211V186H210ZM260 188H261V187H260ZM12 189H13V186H12ZM14 189H15V187H14ZM18 189H19V188H18ZM40 189H41V188H40ZM71 189H72V188H71ZM77 189H78V188H77ZM85 189H86V188H85ZM106 189H107V188H106ZM127 189H128V188H127ZM142 189H143V188H142ZM168 189H169V188H168ZM3 190H4V189H3ZM41 190H42V189H41ZM43 190H44V189H43ZM47 190H49V188H48ZM53 190H54V189H53ZM59 190H60V189H59ZM78 190H79V189H78ZM81 190H82V189H81ZM90 190H91V189H90ZM95 190H96V189H95ZM97 190H98V188H97ZM102 190H103V189H102V187H101V191H102ZM111 190H112V189H111ZM124 190H125V189H123V191H124ZM32 191H33V190H32ZM55 191H56V190H55ZM55 191H54V192H55ZM66 191H70V190H66ZM87 191H88V190H87ZM92 191H93V190H92ZM127 191H128V190H127ZM133 191H134V190H133ZM0 192H1V191H0ZM4 192H5V191H4ZM10 192H11V191H10ZM25 192H26V191H25ZM36 192H37V191H36ZM36 192H35V193H36ZM41 192H42V191H41ZM41 192H40V193H41ZM43 192H46V190L43 191ZM57 192H59V191H57ZM77 192H78V191H77ZM107 192H108V191H107ZM145 192H146V191H145ZM254 192H255V191H254ZM259 192H260V191H259ZM261 192H262V191H261ZM17 193H18V192H17ZM29 193H30V191H29ZM50 193H51V192H50ZM55 193H56V192H55ZM81 193H82V192H81ZM83 193H85V192H83ZM95 193H97V192H95ZM103 193H104V192H103ZM108 193H109V192H108ZM113 193H114V192H113ZM113 193H112V194H113ZM120 193H121V192H120ZM126 193H127V192H126ZM129 193H130V192H129ZM141 193H142V192H141ZM143 193H144V192H143ZM143 193H142V194H143ZM157 193H158V192H157ZM159 193H160V192H159ZM164 193H165V192H164ZM4 194H5V193H3L2 195H4ZM18 194H19V193H18ZM45 194H46V193H45ZM78 194H80V193H78ZM88 194H89V193H88ZM110 194H111V192H110ZM115 194H116V192H115ZM121 194H122V193H121ZM127 194H128V193H127ZM130 194H131V193H130ZM12 195H13V194H12ZM34 195H35V194H34ZM38 195H39V192H38ZM42 195H43V194H42ZM80 195H81V194H80ZM82 195H83V194H82ZM85 195H87V194H85ZM90 195H91V194H90ZM117 195H118V194H117ZM164 195H165V194H164ZM166 195H167V194H166ZM173 195H174V194H173ZM16 196H18V195H16ZM22 196H23V195H22ZM51 196H52V194H51ZM55 196H56V195H55ZM60 196H61V195H60ZM64 196H66V195H64ZM71 196H72V195H71ZM73 196H74V194H73ZM76 196H77V194H76ZM78 196H79V195H78ZM97 196H99V195H97ZM107 196H108V195H107ZM109 196H110V195H109ZM109 196H108V198H109ZM125 196H126V195H125ZM169 196H170V195H169ZM5 197H6V196H5ZM12 197H13V196H12ZM43 197H44V196H43ZM52 197H53V196H52ZM99 197H101V196H99ZM112 197H113V196H112ZM114 197H115V195H114ZM126 197H127V196H126ZM133 197H134V196H133ZM144 197H145V196H144ZM144 197H143V198H144ZM151 197H152V196H151ZM161 197H162V196H161ZM172 197H173V196H172ZM1 198H2V197H1ZM6 198H7V197H6ZM14 198H15V197H14ZM14 198H12V200H13ZM21 198H22V197H21ZM97 198H98V197H97ZM118 198H119V197H118ZM134 198H135V197H134ZM148 198H149V197H148ZM167 198H168V196H167ZM177 198H178V197H177ZM15 199H16V198H15ZM17 199H18V197H17ZM26 199H27V198H26ZM32 199H33V198H32ZM50 199H51V198H50ZM86 199H87V198H86ZM100 199H101V198H100ZM105 199H106V198H105ZM111 199H112V198H111ZM119 199H120V198H119ZM132 199H133V198H132ZM139 199H140V198H139ZM146 199H147V198H146ZM161 199H162V198H161ZM186 199H187V198H186ZM2 200H3V199H2ZM10 200H11V198H10ZM46 200H47V199H46ZM135 200H136V199H135ZM6 201H7V200H6ZM13 201H15V200H13ZM16 201H17V200H16ZM64 201H65V200H64ZM97 201H99V199H98ZM105 201H106V200H105ZM105 201H104V202H105ZM107 201H108V199H107ZM125 201H126V200H125ZM141 201H142V200H141ZM143 201H144V200H143ZM165 201H166V200H165ZM174 201H175V200H174ZM10 202H11V201H10ZM24 202H25V201H24ZM48 202H49V201H48ZM123 202H124V201H123ZM132 202H134V200H133ZM149 202H150V201H149ZM166 202H167V201H166ZM6 203H7V202H6ZM62 203H64V202H62ZM109 203H110V202H109ZM115 203H116V202H115ZM120 203H122V202H120ZM124 203H125V202H124ZM129 203H130V202H129ZM155 203H156V201H155ZM3 204H4V203H3ZM15 204H16V203H15ZM49 204H50V203H49ZM55 204H56V203H55ZM102 204H103V203H102ZM104 204H105V203H104ZM104 204H103V205H104ZM112 204H113V203H112ZM130 204H131V203H130ZM141 204H142V203H141ZM162 204H163V203H162ZM25 205H26V204H25ZM37 205H38V204H37ZM113 205H114V204H113ZM113 205H112V206H113ZM121 205H122V204H121ZM128 205H129V204H128ZM153 205H154V204H153ZM155 205H156V204H155ZM180 205H181V204H180ZM9 206H10V205H9ZM12 206H13V205H12ZM18 206H19V205H18ZM40 206H41V205H39V207H40ZM42 206H43V205H42ZM44 206H45V205H44ZM94 206H95V205H94ZM118 206H119V205H118ZM122 206H123V205H122ZM125 206H126V203H125ZM130 206H131V205H130ZM147 206H149V205L147 204ZM150 206H151V205H150ZM15 207H16V206H15ZM30 207H31V206H30ZM30 207H29V208H30ZM52 207H53V206H52ZM52 207H51V208H52ZM99 207H101V206H99ZM123 207H124V206H123ZM132 207L134 208V206H132ZM145 207H146V206H145ZM175 207H177V206H175ZM0 208H1V207H0ZM7 208H10V207H7ZM18 208H20V207H18ZM18 208H17V209H18ZM36 208H37V207H36ZM46 208H47V205H46ZM53 208H54V207H53ZM55 208H56V207H55ZM126 208H127V207H126ZM140 208H141V207H140ZM156 208H157V207H156ZM172 208H173V207H172ZM172 208H171V209H172ZM181 208H182V207H181ZM184 208H185V207H184ZM5 209H6V208H5ZM20 209H22V208H20ZM20 209H19V210H20ZM23 209H24V208H23ZM43 209H44V208H43ZM73 209H74V208H73ZM77 209H78V208H77ZM106 209H107V208H106ZM108 209H109V208H108ZM123 209H124V208H123ZM145 209H146V208H145ZM12 210H13V209H12ZM40 210H42V209H40ZM53 210H54V209H53ZM67 210H68V209H67ZM70 210H71V209H70ZM110 210H111V208H110ZM136 210H137V209H136ZM142 210H143V209H141V212H142ZM152 210H154V208H153ZM161 210H162V209H161ZM177 210H178V209H177ZM194 210H195V209H194ZM4 211H5V210H4ZM51 211H52V210H51ZM56 211H57V210H56ZM60 211H61V210H60ZM62 211H63V209H62ZM119 211H121V209H119ZM125 211H126V210H125ZM127 211H128V210H127ZM137 211H138V210H137ZM139 211H140V210H139ZM155 211H156V210H155ZM186 211H187V210H186ZM189 211H190V210H189ZM2 212H3V211H2ZM5 212H6V211H5ZM28 212H29V211H28ZM30 212H31V211H30ZM65 212H66V211H65ZM68 212H69V211H68ZM68 212H67V213H68ZM75 212H76V211H75ZM78 212H79V211H78ZM102 212H103V211H102ZM108 212H109V211H108ZM110 212H111V211H110ZM116 212H117V211H116ZM122 212H123V211H122ZM144 212L146 213V211H144ZM151 212H152V211H151ZM151 212H150V214H151ZM165 212H166V211H165ZM19 213H20V212H19ZM42 213H43V212H42ZM105 213H106V211H105ZM159 213H160V212H158V214H159ZM1 214H2V213H1ZM21 214H22V213H21ZM21 214H20V215H21ZM26 214H27V211H26ZM31 214H32V213H31ZM47 214H48V213H47ZM64 214H65V213H64ZM107 214H108V213H107ZM112 214H113V213H112ZM116 214H118V213H116ZM139 214H141V213H139ZM6 215H7V214H6ZM60 215H61V214H60ZM72 215H73V214H72ZM92 215H93V214H92ZM101 215H102V214H101ZM109 215H110V214H109ZM146 215L148 216L149 214L146 213ZM178 215H179V214H178ZM183 215H184V214H183ZM0 216H2V215H0ZM24 216H25V215H24ZM63 216H64V215H63ZM107 216H108V215H107ZM122 216H123V215H122ZM153 216H154V214H153ZM192 216H193V215H192ZM261 216H262V215H261ZM6 217H7V216H6ZM26 217H27V216H26ZM73 217H74V215H73ZM110 217H111V216H110ZM110 217H109V218H110ZM148 217H149V216H148ZM150 217H151V215H150ZM166 217H167V216H166ZM172 217H173V216H172ZM174 217H175V216H174ZM190 217H191V216H190ZM20 218H21V217H20ZM27 218H28V217H27ZM71 218H72V217H71ZM140 218H141V217H140ZM178 218H180V216H179ZM183 218H184V216H183ZM21 219H22V218H21ZM39 219H40V218H39ZM43 219H44V218H43ZM61 219H62V218H61ZM74 219H75V218H74ZM74 219H73V220H74ZM112 219H113V218H112ZM170 219H171V218H170ZM186 219H187V218H186ZM1 220H2V219H0V221H1ZM13 220H14V219H13ZM23 220H24V219H23ZM28 220H29V219H28ZM47 220H48V219H47ZM47 220H46V221H47ZM114 220H115V219H114ZM137 220H139V219H137ZM153 220H154V219H153ZM14 221H15V220H14ZM29 221H30V220H29ZM59 221H60V220H59ZM74 221H75V220H74ZM111 221H112V220H111ZM117 221H118V220H117ZM143 221H144V220H143ZM145 221H146V220H145ZM145 221H144V223H145ZM158 221H159V220H158ZM166 221H167V220H166ZM183 221L185 222V220H183ZM32 222H34V221H32ZM40 222H41V221H40ZM60 222H61V221H60ZM62 222H63V220H62ZM92 222H93V221H92ZM169 222H170V221H169ZM177 222H178V221H177ZM179 222H180V221H179ZM186 222H187V221H186ZM258 222H259V221H258ZM34 223H35V222H34ZM137 223H138V222H137ZM140 223H141V222H140ZM173 223H174V221H173ZM35 224H36V223H35ZM43 224H45V223H43ZM43 224H42V225H43ZM46 224H47V223H46ZM51 224H52V223H51ZM51 224H50V225H51ZM54 224H55V222H54ZM60 224H61V223H60ZM86 224H87V223H86ZM171 224H172V223H171ZM191 224H192V223H191ZM215 224H216V223H215ZM259 224H260V223H259ZM0 225H1V224H0ZM4 225H5V224H4ZM9 225H11V224H9ZM9 225H8V226H9ZM16 225H17V224H16ZM16 225H15V226H16ZM38 225H39V224H38ZM138 225H139V224H138ZM140 225H141V224H140ZM173 225H174V224H173ZM176 225H177V224H176ZM182 225H184V224L182 223ZM186 225H187V224H186ZM263 225H264V224H263ZM52 226H54V225H52ZM76 226H77L76 229H78V225H76ZM165 226H166V225H165ZM174 226H175V225H174ZM187 226H188V225H187ZM218 226H219V225H218ZM35 227H36V226H35ZM72 227H74V224L72 225ZM80 227H81V226H80ZM92 227H93V226H92ZM92 227H91V228H92ZM182 227H183V226H182ZM182 227H181V228H182ZM184 227H185V226H184ZM190 227H191V226H190ZM223 227H224V226H223ZM250 227H251V226H250ZM250 227H249V228H250ZM8 228H9V227H8ZM28 228H29V227H28ZM38 228H39V227H38ZM56 228H57V227H56ZM74 228H75V227H74ZM83 228H84V227H83ZM83 228H82V230H83ZM86 228H87V227H85L84 229H86ZM93 228H94V227H93ZM102 228H103V227H102ZM175 228H176V227H175ZM198 228H199V227H198ZM200 228H201V227H200ZM203 228H204V227H203ZM203 228H202V229H203ZM224 228H225V227H224ZM234 228H235V227H234ZM251 228H252V227H251ZM251 228H250V229H251ZM259 228H261V227H259ZM30 229H31V227H30ZM35 229H37V228H35ZM50 229H51V228H50ZM64 229H65V228H64ZM69 229H70V228H69ZM99 229H100V228H99ZM169 229H170V228H169ZM172 229H173V228H172ZM183 229H184V228H183ZM185 229H186V228H185ZM185 229H184V230H185ZM204 229H205V228H204ZM218 229L220 230V228H218ZM230 229H231V228H230ZM232 229H233V228H232ZM242 229H243V228H242ZM31 230H32V229H31ZM38 230H40V229H38ZM78 230H79V229H78ZM78 230H75V231H78ZM82 230L80 229V231H82ZM94 230H95V229H94ZM100 230H101V229H100ZM162 230H163V228H162ZM174 230H175V229H174ZM262 230H263V229H262ZM25 231H26V230H25ZM25 231H24V232H25ZM34 231H35V230H34ZM49 231H50V230H49ZM61 231H62V230H61ZM97 231H98V228H97ZM202 231H203V230H202ZM217 231H218V230H217ZM226 231H228V230H226ZM2 232H4V229H3ZM27 232H28V231H27ZM50 232H51V231H50ZM69 232H70V231H69ZM69 232H67V229H66V233H69ZM86 232H87V234L89 233L88 231H86ZM98 232H100V231H98ZM174 232H176V231H174ZM191 232H192V231H191ZM209 232H210V231H209ZM221 232H222V231H221ZM28 233H29V232H28ZM43 233H44V232H43ZM48 233H49V232H48ZM57 233H58V232H57ZM57 233H56V234H57ZM59 233H60V231H59ZM61 233H62V232H61ZM78 233H79V232H78ZM166 233H167V232H166ZM178 233H179V232H178ZM228 233H229V232H228ZM228 233H227V234H228ZM232 233H233V232H232ZM12 234H13V233H12ZM21 234H22V233H21ZM62 234H63V233H62ZM70 234H71V233H70ZM73 234H74V233H73ZM87 234H85V235H87ZM89 234H90V233H89ZM93 234H94V233H93ZM96 234H97V233H96ZM171 234H172V233H171ZM197 234H198V233H197ZM197 234H196V235H197ZM212 234H213V231H212ZM212 234H211V235H212ZM258 234H259V233H258ZM258 234H257V237H258ZM28 235H29V234H28ZM38 235H39V234H38ZM71 235H72V234H71ZM207 235H209V234H207ZM230 235H232V234H230ZM234 235H235V234H234ZM253 235H254V233H253ZM41 236H42V235H41ZM45 236H46V234H45ZM49 236H50V235H49ZM52 236H53V235H52ZM57 236H58V235H57ZM74 236H76V235H74ZM82 236H83V235H82ZM92 236H94V235H92ZM162 236H163V235H162ZM166 236H167V235H166ZM198 236H199V235H198ZM201 236H202V235H201ZM224 236H225V235H224ZM232 236H233V235H232ZM236 236H237V235H236ZM236 236H235L234 238H237ZM4 237H5V236H4ZM30 237H31V236H30ZM32 237H33V236H32ZM159 237H160V236H159ZM229 237H230V236H229ZM245 237H246V236H245ZM33 238H34V237H33ZM48 238H49V237H48ZM48 238H47V239H48ZM52 238H53V237H52ZM61 238H64V237H62V235H61ZM69 238H70V237H69ZM75 238H76V237H75ZM87 238H88V237H87ZM156 238H157V237H156ZM194 238H195V237H194ZM205 238H206V237H205ZM211 238H212V237H211ZM232 238H233V237H232ZM239 238H240V237H239ZM239 238H238V239H239ZM262 238H263V237H262ZM42 239H43V238H42ZM42 239H41V240H42ZM192 239H193V238H192ZM198 239H200V238H198ZM202 239H203V237L201 238V240H202ZM206 239H207V238H206ZM240 239H242V238H240ZM48 240H49V239H48ZM50 240H51V239H50ZM156 240H157V239H156ZM247 240H248V239H247ZM42 241H43V240H42ZM61 241H62V240H61ZM73 241H74V240H73ZM75 241H76V240H75ZM245 241H246V239H245ZM253 241H254V239H253ZM256 241L258 242V240H256ZM0 242H1V241H0ZM58 242H59V241H58ZM62 242H63V241H62ZM70 242H71V241H70ZM1 243H2V242H1ZM229 243H230V242H229ZM245 243H246V242H245ZM251 243H252V241H251ZM251 243H250V244H251ZM23 244H24V243H23ZM63 244H64V242H63ZM67 244H68V243H67ZM193 244H194V243H193ZM233 244H235V243H233ZM250 244L248 243V245H250ZM60 245H61V244H60ZM65 245H66V244H65ZM195 245H196V244H195ZM213 245H214V244H213ZM253 245H254V244H253ZM255 245H256V243H255ZM105 246H106V245H105ZM109 246H110V245H109ZM196 246H197V245H196ZM24 247H25V246H24ZM66 247H67V245H66ZM223 247H225V246H223ZM227 247H228V246H227ZM245 247H246V246H245ZM256 247H257V246H256ZM103 248H104V246H103ZM106 248H107V247H106ZM106 248H105V249H106ZM108 248H109V247H108ZM218 248H219V247H218ZM220 248H221V247H220ZM231 248H232V247H231ZM241 248H242V247H241ZM99 249H100V248H99ZM101 249H102V248H101ZM215 249H217V248H215ZM224 249H227V248H224ZM236 249H237V248H236ZM255 249H256V248H254V250H255ZM16 250H17V249H16ZM16 250H15V251H16ZM66 250H67V249H66ZM86 250H87V249H86ZM110 250H111V248H110ZM232 250H233V249H232ZM238 250H239V249H238ZM83 251H84V250H83ZM91 251H92V250H91ZM99 251H100V250H99ZM223 251H224V250H223ZM233 251H234V250H233ZM241 251H242V250H241ZM255 251H256V250H255ZM255 251H254V252H255ZM40 252H41V251H40ZM85 252H86V251H85ZM89 252H90V251H89ZM97 252H98V251H97ZM104 252H106V251H104ZM225 252H227V251H225ZM231 252H232V251H231ZM234 252H236V251H234ZM234 252H233V253H234ZM38 253H39V252H38ZM38 253H37V254H38ZM87 253H88V252H87ZM87 253H86V254H87ZM94 253H95V252H94ZM255 253H256V252H255ZM257 253H258V252H257ZM81 254H83V253H81ZM97 254H98V253H97ZM103 254H104V253H101V255H103ZM110 254H111V252H110ZM217 254H218V253H217ZM228 254H229V253H228ZM238 254H239V253H238ZM35 255H36V254H35ZM88 255H89V254H88ZM92 255H93V254H92ZM94 255H95V254H94ZM236 255H237V254H236ZM260 255H261V254H260ZM14 256H15V255H14ZM31 256H32V255H31ZM33 256H34V255H33ZM42 256H43V255H42ZM86 256H87V255H86ZM226 256H228V255H226ZM241 256H242V255H241ZM35 257H37V256H35ZM88 257H89V256H88ZM88 257H87V258H88ZM105 257H106V255H105ZM247 257H248V256H247ZM41 258H42V257H41ZM80 258H81V257H80ZM84 258H85V257H84ZM97 258H98V257H97ZM101 258H102V257H101ZM103 258H104V257H103ZM237 258H238V257H237ZM257 258H259V257L257 256ZM261 258H262V257H261ZM11 259H12V258H11ZM36 259H37V258H36ZM88 259H89V258H88ZM95 259H96V258H95ZM248 259H249V258H248ZM7 260H8V259H7ZM37 260H38V259H37ZM67 260H68V258H67ZM261 260H262V259H261ZM33 261H34V260H33ZM61 261H62V260H61ZM65 261H66V260H65ZM82 261H83V260H82ZM232 261H233V260H232ZM27 262H28V261H27ZM249 262H250V261H249ZM29 263H30V262H29ZM29 263H28V264H29ZM34 263H36V262H34ZM84 263H85V262H84ZM254 263H255V262H254ZM256 263H258V261H256ZM256 263H255V264H256ZM31 264H32V263H31ZM61 264H62V262H61ZM88 264H90V262H88Z\"/></svg>", "mask_w": 264, "mask_h": 264}]
</instances>
